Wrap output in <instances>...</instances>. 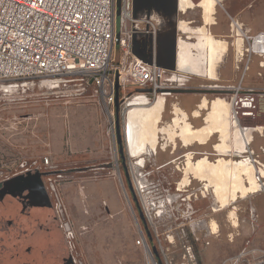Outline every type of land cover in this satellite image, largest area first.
Here are the masks:
<instances>
[{
    "label": "rangeland",
    "instance_id": "rangeland-1",
    "mask_svg": "<svg viewBox=\"0 0 264 264\" xmlns=\"http://www.w3.org/2000/svg\"><path fill=\"white\" fill-rule=\"evenodd\" d=\"M179 2L161 0L158 4L155 0H141V8L135 9L133 0H115L116 36H119L122 19L127 34L132 33L135 24L138 26V32L134 33V45L130 44L129 48L134 50H130L126 64L132 58L143 57L162 66L167 77L178 76L182 79L169 83L170 92L174 89L199 91L195 95L206 99L209 104L217 99L227 102L229 93L223 88L237 86L242 76L235 69V51L226 38L228 27L234 20L240 26L250 25L251 32L264 28V0H213V12L205 11L201 0H190L192 4L182 9ZM211 12L212 20L209 19ZM206 37L226 43L225 51L217 55L213 64L216 80L208 78L206 72ZM140 38L148 43L151 41L150 50L149 45L139 41ZM145 45L147 49L143 50ZM123 55L124 51L120 50L115 40L113 66L120 62ZM196 60L199 63L195 66ZM259 61L252 58L242 81L243 87L264 90V67L260 68ZM179 67L185 70L195 68L204 75L184 73ZM119 95L117 86L116 102L113 111L110 108V113L91 88L69 99L57 95L47 102H41L39 97L21 99L16 95L9 101H0V184L10 178L11 182L14 176L23 174L20 166L25 163V169L31 171L30 177L33 175L43 182L49 200L27 203L32 205V225L41 231L37 234L38 241L43 244L40 247L45 248L35 262L29 259L27 264H148L145 248L137 244L142 235L155 256L164 248L177 258V233L180 236L184 233V242L191 246L199 264H222L233 257L247 240L256 247L264 248V183L257 194L242 196L238 193L236 199L225 206L221 203L225 202L222 196L218 197L215 191L216 182L220 183L218 179L208 176L199 178L190 169L186 170L189 153H192L189 159L192 164L203 157H207L204 160L212 164L221 159L247 163L242 157L244 155L241 156L242 145L240 156L232 157L229 154L231 151L227 153L217 149L223 140L220 133L206 145L194 141L184 144L178 136V128L172 122L177 118L175 114H179L177 103L181 96L171 93L164 98L160 96L163 110L158 123L141 127L139 122L143 115H135L139 134L143 138L136 141L135 151H141L146 144L148 149H153V154L144 152L140 157H131L125 136L127 114L136 106L149 108L156 94L128 88L124 101ZM139 97L145 100L146 106L129 104ZM198 116L194 119L191 113H187V121L193 129L205 125V113L200 112ZM117 118L123 161L119 155L115 129L114 136L111 129L112 121ZM171 126L174 128L172 132L177 133L172 140L167 132ZM141 129L148 130V134L144 135L146 137ZM224 140L228 147L225 150H232L235 137L230 129ZM250 147L254 150L264 148V133H253ZM45 158H48L49 165H45ZM261 160L264 162V152ZM140 174L143 178L139 177ZM49 177L59 182V196L73 230V237L68 239L58 228L53 214V194L47 186ZM185 178L189 180L186 186L183 185ZM139 180L144 183L141 185ZM227 183L224 184L229 187ZM129 185L136 201H133ZM146 185L151 186L145 188ZM245 185L248 186L247 183ZM169 199H173L171 203ZM144 202H154L149 216L144 213ZM14 203L0 202V226L4 216L9 220L7 216L10 211L16 210L10 207ZM40 216L43 217L41 225ZM209 229L214 235L209 234ZM9 232L0 228L2 254L16 253L12 247L14 245L6 241L16 244L29 238V235L21 236L17 240ZM169 233L174 235L173 245L165 239ZM57 240L60 254L48 250L54 247ZM44 241H48V247ZM15 258L19 257L16 255Z\"/></svg>",
    "mask_w": 264,
    "mask_h": 264
},
{
    "label": "built area",
    "instance_id": "built-area-1",
    "mask_svg": "<svg viewBox=\"0 0 264 264\" xmlns=\"http://www.w3.org/2000/svg\"><path fill=\"white\" fill-rule=\"evenodd\" d=\"M114 7L115 0H0V101H9L16 95L21 99L39 97L41 102L57 95L69 99L91 88L110 113L116 102L117 86L123 101L128 88L149 89L156 96L171 94L169 83L173 79L166 76L162 66L143 57L132 58L126 64V57L130 50H134L129 48L130 44L134 45L138 26L135 24L132 33L127 34L123 19L120 20L118 43L124 55L113 66ZM231 28L230 38L233 46L238 48L235 52L237 61L244 64L240 68L239 84L223 88L229 93V121L243 138L241 155L251 167L254 182L262 186L264 163L250 144L253 133H264V90L243 87L242 81L251 59H264V30L251 33L234 20ZM142 41L149 45L150 50L151 41ZM146 45L143 50L147 49ZM111 129L114 136V120ZM44 163L49 165L48 158ZM20 167L23 168L21 171H28L25 163ZM53 177L47 179L54 199L53 214L63 236L68 239L73 237V230L59 196V182ZM148 186L151 185L145 188ZM153 203L144 202L147 216ZM183 235L177 233V258L164 248L156 256L152 254L143 235L137 244L145 248L148 264H199ZM165 239L170 245L175 243L173 234H166ZM222 264H264V248L247 240L233 257Z\"/></svg>",
    "mask_w": 264,
    "mask_h": 264
},
{
    "label": "bare ground",
    "instance_id": "bare-ground-1",
    "mask_svg": "<svg viewBox=\"0 0 264 264\" xmlns=\"http://www.w3.org/2000/svg\"><path fill=\"white\" fill-rule=\"evenodd\" d=\"M133 1H134L135 7L139 6L137 4L141 3V0H133ZM165 1L167 2L169 0H165ZM157 2L159 4V3H161V0H158ZM190 4H192V3H190V0H180V2H179L181 9L186 7L187 5H190ZM200 4L202 6H204L205 11L210 12L213 9L214 2H213V0H201ZM139 8H141V7H139ZM134 15H136V14H134ZM209 38H211V37L205 38V40L207 41L206 44H207V53H208L206 72H207L208 78H212L213 77V74H212L213 68L212 67H213L214 61L217 57V53H219V52L221 53L224 50L222 49V45H223L222 42H216V41H214V39L208 40ZM223 47H224V45H223ZM220 58H221V56H220ZM175 77H177V76H174L172 78L174 81H180L178 79H175ZM167 95H168V93H162V94L157 95L155 101L150 104L149 108H144V106L141 108H137V106H136V108L131 109L128 112L126 120H125L126 121V127H125V133L126 134H125V136H126V139L129 141L128 142V152L131 155V157L135 156L139 152L145 151L144 150L145 144L141 148V151H139V152L135 151L136 150L135 149L136 148L135 147L136 141L137 140L141 141V139H143L142 136H140V134H139L140 133V131L138 129L139 125L136 122L137 120H136L135 115H137V114L143 115V119L139 122L141 127L144 125L146 127H148L149 124L154 125V124L158 123L160 121V114L163 110V104H162V100L160 99V96H161V98L162 97L164 98ZM222 100H224V99H222ZM222 100H218L214 103V105L212 106V110H211L212 112H210V115L208 114V116H209L208 121H210V122L207 123V125H204L205 127L204 128L202 127L201 130H198V131L193 130L190 127V125L188 123H186V121L184 119H182V117L181 118L178 117L177 119L174 120L173 125L178 128V130L180 131L179 135L182 136V139L185 143H189L193 139H196V138L198 140L204 141V140H206V138L210 135V133L212 131L216 130V131H219L223 135V136L221 135V137H223L222 138L223 139L222 144L219 146L222 147V149L227 147V144H226V141L224 140V138H226L227 134H228L227 127H226L227 123H225V122H227L226 120H229V105L227 102H224L225 100L224 101H222ZM129 104L134 105V106L135 105H138V106L145 105L146 106L145 100L142 97L133 99L132 102ZM180 114H181V112H180ZM228 122H230V121H228ZM230 126H231L232 130H234L237 133V135L239 136V138L243 141V138L238 133L237 128L235 126H233L231 123H230ZM171 127L167 130V132H168V134L171 135V136H169V137H171L170 139H173V136L176 132L173 133L172 131H174V128L173 127L171 128ZM144 131L145 130L141 129L143 136L148 134V130L145 131V134H144ZM144 137H146V136H144ZM144 143H145V141H144ZM243 144L244 143L242 142V145ZM218 150H219V148H218ZM190 169H191V167H190ZM191 170L196 174L197 177H204V176L207 177L208 176L210 178L215 177L216 179H218L220 181V183L216 182V186L218 187V191H217L218 197H220L221 193L224 191V190H220V189L223 187V185L225 186L224 183L227 181L228 182L227 184H229L228 185L229 189L226 192L228 193L229 202L234 201L238 193H241V195L243 196V195L248 194V193L256 192L261 188V186L259 184L254 182L251 168L248 167V165L244 164L243 162L235 163L234 161H231V160L226 161V160L221 159L216 164H212V163H209V162H206L203 160V161L199 162L196 167H192ZM241 173H243L246 176L249 187H247L244 184L243 178L241 177V175H243V174H241ZM195 174H193V175H195ZM139 182L141 185L143 184L142 180ZM182 188H185V187H182ZM169 200H170L169 203H171V201L173 199H169ZM221 203H222V205H225V206H226V204H228V202H221ZM203 226H204V223H203Z\"/></svg>",
    "mask_w": 264,
    "mask_h": 264
},
{
    "label": "crops",
    "instance_id": "crops-1",
    "mask_svg": "<svg viewBox=\"0 0 264 264\" xmlns=\"http://www.w3.org/2000/svg\"><path fill=\"white\" fill-rule=\"evenodd\" d=\"M215 6V5H214ZM214 11V8H213V10H212V12ZM212 12L210 13V17H209V19L210 20H212L211 19V14H212ZM210 20H209V22H210ZM209 22H207V24L209 23ZM246 31H249V32H251V26L250 25H247L248 27H246L245 25H241ZM231 30H232V28H231V23H230V25H229V27H228V31H227V35H226V38H228L229 39V45H230V47L235 51V52H237V50H238V48H235L234 46H233V43H232V40H231V38H230V34H231ZM264 30V28H262V29H258V30H256L255 32H258V31H263ZM255 32H251V33H255ZM208 34H210L211 35V37L212 38H214L213 37V35L211 34V33H208ZM215 39V38H214ZM217 41H221L222 43H224L225 44V47L223 48V50L225 51V48H226V43L224 42V41H222V40H218V39H216ZM182 47V46H181ZM224 51H222V52H224ZM220 53V52H219ZM219 53H217V55L219 54ZM235 57H236V53H235ZM255 59H257L256 57H254ZM197 59V58H196ZM258 59H260V61H259V66H260V68H263L264 67V59H261V58H258ZM198 60V59H197ZM196 60V62L194 63L195 64V66L196 65H198V63L200 62V59H199V62ZM251 62H252V59H251ZM250 62V63H251ZM201 64V63H200ZM242 63H238V61H237V57H236V66H235V69L237 70V71H239L240 73H241V71H240V68H242V65H241ZM244 64V63H243ZM250 65V64H249ZM213 68V67H212ZM179 69L180 70H182V72L184 71V73H191V74H194V75H200V76H202V75H204V74H200L198 71L199 70H197V69H195V68H192V69H189V70H185V68H180L179 67ZM248 70H249V66H248ZM212 74H213V69H212ZM215 75V74H214ZM214 75H213V77H212V79L214 78ZM206 76V75H205ZM216 77V76H215ZM175 79H178V80H182L180 77L178 78V76L177 77H175ZM215 79V78H214ZM216 80V79H215ZM180 96H181V98H179L178 99V111H179V114H175L176 116H177V118L179 117V118H181L182 117V119H184L185 121H186V123H188L189 125H190V123L187 121V113H191L192 115H193V117H194V119H197L199 116L198 115H200V112H203V113H205V118H204V123H205V125H207V123H209L210 121H208V114L210 115V112H212L211 110H212V106L214 105V103H215V101L214 102H211L210 104L209 103H207V100L206 99H200V98H198L197 97V95H195V94H179ZM185 100H186V102H185ZM218 100H221V99H217V101ZM223 101V100H222ZM196 106V107H194V108H192L191 109V107L190 106ZM197 108V109H196ZM175 111H176V109H175ZM180 112H181V114H180ZM162 113V112H161ZM177 118H174L173 119V123H174V120L175 119H177ZM207 120V121H206ZM227 122H225V123H227V132H228V130L230 129L231 130V132L233 133V135H234V137H235V142H234V148L231 150V149H227V151L225 150L226 148H223L222 149V147H220L219 145L217 146L218 148H219V150L220 151H223V152H227V153H229L230 151V156H232V157H239L240 156V151L242 152V150H243V145H242V140L239 138V136L237 135V133L234 131V130H232V128H231V126H230V122H228L229 120H226ZM190 127H191V125H190ZM205 126H203V128H204ZM177 128V127H176ZM192 128V127H191ZM193 129V128H192ZM200 129H202V128H199V129H193V130H195V131H198V130H200ZM180 132V131H179ZM215 133V134H214ZM220 132L219 131H216V130H214V131H212L211 133H210V135L206 138V140H198L197 138L196 139H193L192 141H194V142H196V143H198L199 145H206V143L208 142V141H210V139L212 138V137H214V136H218V134H219ZM176 135V134H175ZM213 135V136H212ZM221 133H220V137H221ZM228 135V134H227ZM178 136L180 137V139H181V141L184 143V144H188V143H185L184 141H183V139H182V136L181 135H179L178 134ZM223 136V135H222ZM221 138H223V137H221ZM249 138V137H248ZM172 140V139H171ZM191 141V142H192ZM251 142H252V137H251ZM190 143V142H189ZM232 143H233V141H232ZM222 144V143H221ZM220 144V145H221ZM240 144L242 145V150H240ZM145 146H146V144H145ZM250 146H251V144H250ZM148 146H146L145 148H146V150L145 151H142V152H139V153H137L135 156H133V157H140L141 156V153H146V154H149V155H151V154H153V152L151 153V152H148V150L149 151H153V149H148L147 148ZM217 148V149H218ZM228 148V147H227ZM251 148V147H250ZM222 149V150H221ZM255 153H257V154H260L259 155V157H260V160H261V157H262V152H264V148H259L258 150H254V149H252ZM155 153V152H154ZM190 155H192V153H189V154H187V156H188V161H187V168H186V170L187 169H190V167L192 168V167H196L197 165H198V163L199 162H201V161H203L204 159H206L207 157H203L202 158V160L201 161H196L195 163L196 164H192L190 161H189V159H190ZM242 156V155H241ZM243 157V156H242ZM141 159V158H140ZM204 161H206V160H204ZM229 161V160H228ZM232 161V160H231ZM262 161V160H261ZM207 162V161H206ZM235 163H239V162H235ZM244 163V162H243ZM264 163V162H263ZM244 164H246V165H248V167H250L249 166V164H248V162L247 163H244ZM189 165H190V167H189ZM141 166V165H140ZM189 167V168H188ZM251 168V167H250ZM191 170V169H190ZM192 171V170H191ZM29 172H31V171H28V172H24L23 174H20V175H17V176H14L15 177V179L14 180H12L11 182L9 181L10 179H7V181H9V183H7V181H5L1 186H0V202H49V200L47 199V194H46V190H45V186H44V184H43V182H41V180H38L37 178L35 179L34 177L35 176H33V175H31L32 176V178L30 177V173ZM193 172V171H192ZM193 174H195L194 172H193ZM241 174H243V173H241ZM194 176H196V174L194 175ZM197 177V176H196ZM241 177L243 178V182H244V184H248V181H247V178H246V176L243 174V175H241ZM13 178V177H12ZM199 178H202V177H199ZM139 181H141V180H139ZM142 182L144 183V181L142 180ZM140 183V182H139ZM188 183H189V180L188 179H184V181H183V185H188ZM216 185V184H215ZM8 186H10L11 188H8ZM247 187H249V184H248V186ZM226 188V189H225ZM220 189V188H219ZM229 188L228 187H225L224 185H223V187L220 189V190H224L223 191V193H221V196H222V200L223 201H225V202H229V199H228V193L226 192L227 190H228ZM261 189V188H260ZM215 191L217 192L218 191V187L216 186L215 187ZM259 191V190H258ZM258 191H256V192H253V193H251V194H257L258 193ZM238 195V194H237ZM220 196V197H221ZM237 197V196H236ZM236 199V198H235ZM13 206V205H12ZM13 207H15V205L13 206ZM40 212V211H39ZM36 213H37V211H36ZM40 214H41V212H40ZM42 220H43V217L42 216H40L39 217V224L41 225V222H42ZM209 231H210V229H209ZM211 232V234H213L212 233V231H210ZM209 232V233H210ZM30 238H28V243H26V244H24V242H26L25 240H24V242H22V244H18L19 245V249L16 251V254L18 255V257L19 258H16L17 259V264H22V262H23V264L25 263V264H27V262H28V260L30 259L31 261H32V263L33 262H35L36 261V259H38L39 258V256L40 255H42V253L43 252H45V248H43V247H40V244L41 245H43L42 244V242L41 241H38V236L36 235V236H29ZM39 242H41V243H39ZM16 247H18V246H16ZM26 251H25V250ZM21 256H23V258H21L20 259V257ZM20 260V261H19ZM19 262V263H18Z\"/></svg>",
    "mask_w": 264,
    "mask_h": 264
},
{
    "label": "trees",
    "instance_id": "trees-1",
    "mask_svg": "<svg viewBox=\"0 0 264 264\" xmlns=\"http://www.w3.org/2000/svg\"><path fill=\"white\" fill-rule=\"evenodd\" d=\"M13 206H14V204H13ZM13 206L11 205L10 207L13 208ZM15 209L16 210L12 209L13 212L10 211V215L7 216V217H9V220H6V216H4V218L1 221L3 224H2V226H0V228H4L7 231H10L9 234L11 233L13 235V237L17 240H19L18 237H21V236H27L28 237V235L29 236H36L37 234H39L41 232L37 228V226L34 228L32 225V222L34 221L33 217L31 216L32 212H30L28 209H25V208L22 211H19L20 208L17 206H15ZM23 211H25V212H23ZM36 229H38V230H36ZM25 241L26 242H24V240H22V241L20 240V243H16V244L10 243V241H6V242H8L7 244H9V245H14L12 247L15 248V250L17 251L20 248L18 244H22V242H24V244L28 243V238ZM16 246H18V247H16ZM0 249H1L0 250V257H1L0 262L5 261L4 264H17V259L15 258V256L17 255L16 253H14V254L3 253L2 254V247ZM60 249L61 248H58V240H57L56 244L54 245V247L48 248V250L54 251L57 254H60ZM2 259H3V261H2Z\"/></svg>",
    "mask_w": 264,
    "mask_h": 264
},
{
    "label": "water",
    "instance_id": "water-1",
    "mask_svg": "<svg viewBox=\"0 0 264 264\" xmlns=\"http://www.w3.org/2000/svg\"><path fill=\"white\" fill-rule=\"evenodd\" d=\"M115 40L118 42L119 36H116ZM140 91L144 92V93H151V90H149V89H147V90L143 89V90H140ZM171 93H178V94L190 93V94H195V93H199V91L197 92V91H192V90L174 89V90H171ZM116 111H117V104H116ZM115 128H116V138H117V145H118L119 155L121 156V160L123 161L124 160V154H123V147H122V141H121V136H120L118 118L115 120ZM129 189L132 192L133 201H136V198H135V195L133 193V189H132L131 185H129ZM27 203H29V202H16V203H14V205L20 208L19 211H22L25 207H26L25 209H28L29 211H31L30 209H31L32 205L31 204H27ZM23 212H25V211H23ZM139 214H140V219L143 221V216H142L141 212ZM44 243H45V245L47 247L49 246L48 241H44Z\"/></svg>",
    "mask_w": 264,
    "mask_h": 264
},
{
    "label": "flooded vegetation",
    "instance_id": "flooded-vegetation-1",
    "mask_svg": "<svg viewBox=\"0 0 264 264\" xmlns=\"http://www.w3.org/2000/svg\"><path fill=\"white\" fill-rule=\"evenodd\" d=\"M155 1L157 2L158 0H155ZM170 3H171V2H170ZM137 5H139V4H137ZM140 6H141V5L136 6V9H138ZM197 29H198V28H197ZM193 30H196V29H193ZM148 152H151V153H152V151H149V150H148ZM139 177H142V178H143V175L140 174ZM213 235H214V234H213Z\"/></svg>",
    "mask_w": 264,
    "mask_h": 264
}]
</instances>
